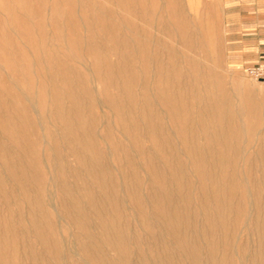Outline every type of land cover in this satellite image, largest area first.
I'll list each match as a JSON object with an SVG mask.
<instances>
[{
	"label": "rangeland",
	"instance_id": "1",
	"mask_svg": "<svg viewBox=\"0 0 264 264\" xmlns=\"http://www.w3.org/2000/svg\"><path fill=\"white\" fill-rule=\"evenodd\" d=\"M133 1L0 0V264H264V73L213 5Z\"/></svg>",
	"mask_w": 264,
	"mask_h": 264
},
{
	"label": "crops",
	"instance_id": "2",
	"mask_svg": "<svg viewBox=\"0 0 264 264\" xmlns=\"http://www.w3.org/2000/svg\"><path fill=\"white\" fill-rule=\"evenodd\" d=\"M220 12L228 66L264 64V0H196Z\"/></svg>",
	"mask_w": 264,
	"mask_h": 264
},
{
	"label": "bare ground",
	"instance_id": "3",
	"mask_svg": "<svg viewBox=\"0 0 264 264\" xmlns=\"http://www.w3.org/2000/svg\"><path fill=\"white\" fill-rule=\"evenodd\" d=\"M120 1V0H119ZM132 5H135V1H133L132 0ZM209 7V6H208ZM140 8H142V9H145V3H144V1L142 2H140ZM217 16V15H216ZM217 18V17H216ZM133 23V22H132ZM149 23V22H148ZM67 24V23H66ZM126 27V26H125ZM197 27H198V25H197ZM12 31V30H11ZM212 34V33H211ZM216 34H217V32H216ZM203 37V36H202ZM205 38V37H204ZM24 39V38H23ZM100 43V42H99ZM212 44V43H211ZM147 44L145 43V42H139L137 39H136V35H135V37L133 36V39H132V43H131V46H130V49H128V53L130 52V53H132L131 55H130V57L133 59V53L135 52V51H138V53H140L141 55H142V57L143 58H147L148 56V47L146 46ZM28 46V45H27ZM169 47H170V45H169ZM210 48H212L213 49V47H211L210 46ZM185 51V50H184ZM212 53V52H211ZM57 55V54H56ZM192 55V54H191ZM197 58V57H196ZM207 64V63H206ZM71 65V64H70ZM54 68V67H53ZM222 70V69H221ZM226 73V72H225ZM112 74V73H111ZM209 75V74H208ZM115 76V75H114ZM210 76V75H209ZM192 82L193 83H195V84H198L199 83V80L196 78V75H194L193 74V77H192ZM209 80V79H208ZM103 81V80H102ZM204 81V80H203ZM210 82V81H209ZM263 82V81H262ZM261 82V83H262ZM206 83V82H205ZM126 84V83H125ZM106 85V84H105ZM218 85V84H217ZM110 86H111V84H110ZM17 87V86H16ZM106 87V86H105ZM214 87V86H213ZM219 87V86H218ZM20 89V88H19ZM219 90H221V89H219ZM98 91V90H97ZM117 91V90H116ZM112 92V91H111ZM220 92H222V91H220ZM206 97H208V99H209V106H210V108H216L217 110V117L220 119L221 117H222V115L224 114V112L225 111H223V109L225 108V104H224V100H223V98L222 97H218V96H216V95H211V94H207L206 95ZM228 98H229V96H228ZM185 99V98H184ZM244 99H245V106H246V112L248 113V114H250V115H256V114H259V113H261L259 110H258V107L259 106H261L260 105V103H258L256 100H255V96L252 94V93H250V92H248L245 96H244ZM211 100V101H210ZM237 100V99H236ZM36 106V105H35ZM50 107V106H49ZM198 108V107H197ZM32 109V108H31ZM32 111V110H31ZM229 112V114L230 113H232L233 111L232 110H230V111H228ZM227 112V113H228ZM26 113V112H25ZM240 113V110L239 111H237V114H239ZM228 115V114H227ZM199 121V120H198ZM212 121H214V119L212 120ZM214 123V122H213ZM197 125V124H196ZM159 126V125H158ZM199 126V125H198ZM214 126V125H213ZM160 128H161V126H160ZM190 131V130H189ZM210 136V135H209ZM212 136V135H211ZM175 137V136H174ZM171 138H172V136H171ZM236 139V138H235ZM215 140V139H214ZM246 140V139H245ZM215 142H217V141H215ZM236 142V141H235ZM193 144V143H192ZM216 143H214V145H215ZM35 146V145H34ZM33 146V147H34ZM3 148V147H2ZM32 148V147H31ZM197 148V147H196ZM8 150V149H7ZM28 150V149H27ZM29 155V154H28ZM196 160V159H195ZM58 161V160H57ZM201 163V162H200ZM219 164H221V162L219 163ZM261 165V164H260ZM212 166V165H211ZM255 166V165H254ZM51 167V166H50ZM224 168V167H223ZM235 168V167H234ZM253 168V167H252ZM254 169V168H253ZM15 170V169H14ZM84 170V169H83ZM108 171V170H107ZM213 171V170H212ZM218 171V170H217ZM250 171V170H249ZM53 172H54V170H53ZM95 172V171H94ZM204 172V171H203ZM85 173H86V171H85ZM108 173V172H107ZM213 174V173H212ZM185 175V174H184ZM215 174H213V176H214ZM228 175V174H227ZM60 176V175H59ZM208 176V175H207ZM63 177H65V176H63ZM102 178V177H101ZM209 178V177H208ZM188 179V178H187ZM64 180V179H63ZM214 181V180H213ZM53 183V182H52ZM123 185H125V184H123ZM226 186H227V184H226ZM97 188V187H96ZM200 188V187H199ZM149 189H150V187H149ZM152 190V189H151ZM260 190V189H259ZM211 191V190H210ZM251 192V191H250ZM257 192V191H256ZM158 195V194H157ZM15 196V195H14ZM155 196V195H154ZM233 196V195H232ZM231 196V197H232ZM85 197V196H84ZM151 197V196H150ZM229 197V196H228ZM235 199H236V197H235ZM234 199V200H235ZM24 200V199H23ZM259 202V201H258ZM28 203V202H27ZM199 203V202H198ZM29 204V203H28ZM200 204V203H199ZM38 206V205H37ZM199 206V205H198ZM32 208V207H31ZM39 208V207H38ZM220 208V207H219ZM229 208V207H228ZM227 208V209H228ZM202 209L203 210H205V207L203 208L202 207ZM239 209V208H238ZM98 210V209H97ZM229 210V209H228ZM11 211V210H10ZM136 211V210H135ZM37 215V214H36ZM186 215V214H185ZM188 215V214H187ZM203 215V214H202ZM39 216V215H38ZM40 217V216H39ZM39 217H37V218H39ZM239 217V216H238ZM32 218V217H31ZM74 219H76V218H74ZM235 219V218H234ZM256 219V218H255ZM193 222V221H192ZM198 222V221H197ZM187 223V222H186ZM73 225V224H72ZM194 225V224H193ZM236 225V224H235ZM76 226V225H75ZM78 226V225H77ZM192 227V226H191ZM213 227H214V225H213ZM255 227V226H254ZM108 228V227H107ZM84 229H86V228H84ZM147 229H148V227H147ZM168 230H169V228H168ZM174 230V229H173ZM104 231V230H103ZM205 231V230H204ZM149 232V231H148ZM164 233V232H163ZM216 234H217V232H216ZM220 234V233H219ZM152 235V234H151ZM154 235V234H153ZM160 235V234H159ZM214 235V234H213ZM258 236V235H257ZM181 237V236H180ZM154 238V237H153ZM184 238V237H183ZM261 238V237H260ZM255 239H256V236H255ZM250 240V239H249ZM185 241V240H184ZM226 241H227V239H226ZM256 243V242H255ZM257 244V243H256ZM259 244V243H258ZM117 245V244H116ZM121 245V244H120ZM227 245V244H226ZM1 246V245H0ZM113 246V245H112ZM115 246V245H114ZM122 246V245H121ZM258 246V245H257ZM2 247V246H1ZM0 247V248H1ZM113 248V247H112ZM261 248V247H260ZM150 249V248H149ZM148 249V250H149ZM147 250V249H146ZM156 250V249H155ZM161 251V250H160ZM263 251V250H262ZM163 252V251H162ZM165 253H167V252H165ZM168 254V253H167ZM177 254V253H176ZM192 254V253H191ZM225 255V254H224ZM13 256V255H12ZM129 256V255H128ZM214 256V255H213ZM161 259V258H160ZM224 259V258H223ZM148 261H150V260H148ZM153 261V260H152ZM155 262V261H154ZM153 262V263H154ZM205 262V261H204ZM254 262V261H253ZM11 263V262H10ZM143 264V263H142ZM155 264V263H154ZM211 264V263H210Z\"/></svg>",
	"mask_w": 264,
	"mask_h": 264
},
{
	"label": "built area",
	"instance_id": "4",
	"mask_svg": "<svg viewBox=\"0 0 264 264\" xmlns=\"http://www.w3.org/2000/svg\"><path fill=\"white\" fill-rule=\"evenodd\" d=\"M245 71L252 76H261L264 73V64L246 66Z\"/></svg>",
	"mask_w": 264,
	"mask_h": 264
}]
</instances>
